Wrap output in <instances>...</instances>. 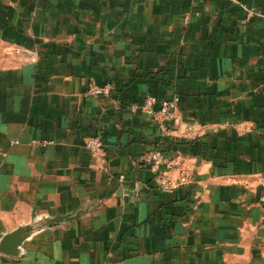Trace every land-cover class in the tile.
Instances as JSON below:
<instances>
[{
  "label": "crops",
  "instance_id": "1",
  "mask_svg": "<svg viewBox=\"0 0 264 264\" xmlns=\"http://www.w3.org/2000/svg\"><path fill=\"white\" fill-rule=\"evenodd\" d=\"M246 7L264 0H0V242L45 224L0 264H264V15ZM154 147L191 181L161 190Z\"/></svg>",
  "mask_w": 264,
  "mask_h": 264
},
{
  "label": "built area",
  "instance_id": "2",
  "mask_svg": "<svg viewBox=\"0 0 264 264\" xmlns=\"http://www.w3.org/2000/svg\"><path fill=\"white\" fill-rule=\"evenodd\" d=\"M246 9L248 15L255 13L264 15L254 8L246 7ZM113 88L111 82L98 84L93 79L88 82V92L93 95H109ZM175 108V98L159 99L155 95H149L144 102L145 111L163 127H166L168 122H172L174 126L181 124V116L175 111ZM103 144V138L100 135H92L86 138L87 148L93 156L100 160L101 164L106 163L105 156L101 154ZM144 162L154 172L158 186L165 192H173L180 185L191 181L190 163L183 156H169L162 147H154L148 150L144 155ZM172 172H176L175 177L171 175Z\"/></svg>",
  "mask_w": 264,
  "mask_h": 264
},
{
  "label": "water",
  "instance_id": "3",
  "mask_svg": "<svg viewBox=\"0 0 264 264\" xmlns=\"http://www.w3.org/2000/svg\"><path fill=\"white\" fill-rule=\"evenodd\" d=\"M44 225L43 220H35L6 233L0 242V250L13 255L21 254L24 241Z\"/></svg>",
  "mask_w": 264,
  "mask_h": 264
}]
</instances>
